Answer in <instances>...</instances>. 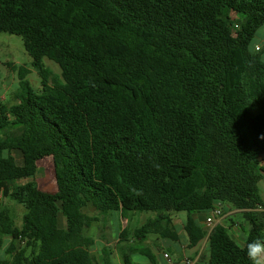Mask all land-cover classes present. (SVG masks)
Here are the masks:
<instances>
[{
  "label": "trees",
  "instance_id": "16d2710c",
  "mask_svg": "<svg viewBox=\"0 0 264 264\" xmlns=\"http://www.w3.org/2000/svg\"><path fill=\"white\" fill-rule=\"evenodd\" d=\"M263 26L264 0H0V34L22 39L41 79L36 90L10 65L15 100L0 102V264H109L107 249L103 263L92 253L88 205L104 218L155 214L134 230L140 243L179 242L172 215L186 213L191 249L193 215L225 206L247 239L215 225L203 264H252L247 244L264 240V51L252 49ZM45 158L54 191L34 181ZM132 254L156 264L133 245L123 264Z\"/></svg>",
  "mask_w": 264,
  "mask_h": 264
},
{
  "label": "rangeland",
  "instance_id": "374dc122",
  "mask_svg": "<svg viewBox=\"0 0 264 264\" xmlns=\"http://www.w3.org/2000/svg\"><path fill=\"white\" fill-rule=\"evenodd\" d=\"M256 46H259L264 51V26L260 28L252 42V49L255 50ZM264 57V55H263ZM31 58L25 51L23 41L20 37L16 35H11L8 33H1L0 34V102L12 104L15 100V91L18 88L19 77L17 71L13 69L10 65L18 67H26L31 72L28 76V79L31 82V85L36 90L41 89V79L36 71H34L31 66ZM45 65L51 69L54 76L60 78L61 70L58 65L45 60ZM35 183L39 186L41 190L44 191H54L56 189V181H55V173L53 167L52 158H45L38 165V172L36 175V179L34 180ZM26 181H19L15 185H21ZM259 191L260 196L264 200V177L261 183L259 184ZM0 196L2 197L0 204H7V201L3 198L2 193L0 192ZM12 211L16 216L17 225H21V219L23 214V209L12 205ZM223 219L217 220L218 224L225 225L227 228H232L231 230L235 229L234 231H242V222L245 224V229L249 230L248 225L246 224L245 220L241 217V215L235 216V213L228 212L229 210L223 206ZM87 213L94 214L92 209H87ZM119 215H113L111 217L102 218L100 216V222L95 223L88 231L87 235L97 240L98 245L94 249V255L103 263V255H102V245L107 247L111 254H115V263H123L122 253H128V246L133 245L138 247L139 249H147L154 255L157 264L162 263L164 261V254L169 255L170 260L173 262H177V264H181L184 259V253L181 255L179 253L180 245L184 246V249L191 253V248L188 246V240H186V235L183 231V225L186 221L187 214L180 213L176 215H172V219L174 221V225L176 231L180 235L181 241L179 243L173 242L171 240H164L160 238L158 235H149L148 238L140 243L138 240L135 239L133 236V232L135 229L139 228L140 226L144 225L148 220H152L155 218V214L153 213H144V214H134L129 216V220L127 219H120ZM105 219L107 222H114L111 223V226L119 231L120 225L122 224L123 227L130 230V238L129 243L126 244H118L115 239L113 238L112 232L113 228H102L101 220ZM233 222V223H232ZM217 225V224H216ZM60 226L62 228L65 227V220L64 218H60ZM110 227V226H109ZM233 231V232H234ZM244 231V230H243ZM246 235V234H245ZM207 239L202 238L203 243V253L202 255L197 258V256H190L189 261L193 264V261H197L203 263V259L208 255V245L206 244ZM105 242V243H104ZM138 243V244H137ZM19 245V243H17ZM119 257V258H118ZM0 258L6 259L7 255L4 250H0ZM111 258V257H110ZM121 259V262L118 260ZM131 263L133 264H150L149 259L142 254H132L129 256ZM197 259V260H196ZM114 262V261H113ZM121 263V264H122ZM104 264V263H103ZM169 264V263H168Z\"/></svg>",
  "mask_w": 264,
  "mask_h": 264
},
{
  "label": "crops",
  "instance_id": "0c3cea01",
  "mask_svg": "<svg viewBox=\"0 0 264 264\" xmlns=\"http://www.w3.org/2000/svg\"><path fill=\"white\" fill-rule=\"evenodd\" d=\"M257 47V46H256ZM14 157H15V160H16V163H17V165H19V166H22L23 165V158H22V154L20 153V152H18V151H16V152H14ZM39 165V164H38ZM261 183V182H260ZM259 183V184H260ZM92 209V211L94 212V214H89V213H87V209ZM83 213L84 214H86V215H88V216H91V217H96L97 219H98V221H96V222H94L93 224H92V226L95 224V223H97V222H100V214H99V212L92 206V205H88L87 207H85L84 209H83ZM207 213H205V212H203V213H198V214H194L193 215V218L196 220V223L198 224V226H199V233H200V243H199V245L197 246V247H195V248H193V249H191V253H189V251H187L186 249H184V246H182V244L180 245V248H179V253L182 255L183 253V255H184V259H183V262L181 263V264H185V262L187 261V260H189L190 259V256H197V258H199L201 255H202V253H203V243L201 242L202 241V238L204 237V238H206L207 239V241H206V244L208 245V238H209V235H210V232H211V230L210 229H208L207 228V226H206V224H205V220H206V217H207ZM102 218H104L103 216H101ZM121 220H122V218H121ZM115 221V220H114ZM113 220L111 221V222H107L105 219H102L101 220V224H102V228L104 227V228H113V232H112V234H114L113 235V238L115 239V241L119 244V235H120V232L119 231H117L115 228H114V226H111V223L112 222H114ZM185 223V222H184ZM216 224H218V222L216 223ZM220 224V223H219ZM222 225V224H221ZM91 226V227H92ZM110 226V227H109ZM122 228H125V227H123L122 226V224L120 225ZM223 226H225V225H223ZM226 227V226H225ZM232 229V228H231ZM230 228L228 229V232H229V234L231 235V237L240 245V246H244V244H245V240L247 239V234H246V232H244L243 230L242 231H234L235 229H233V230H231ZM234 231V232H233ZM247 231V230H246ZM246 234V235H245ZM90 237V236H89ZM92 238V237H91ZM94 239V238H93ZM164 240H170V239H164ZM186 240H187V238H186ZM180 241H181V239H180ZM179 241V242H180ZM179 242H177V243H179ZM105 243V242H104ZM10 244V240L7 238V239H5L4 240V245H3V247L0 249V250H4V252H5V250H6V248H7V246ZM98 245V242H97V240H96V245H95V247H94V249L96 248V246ZM102 247V250L105 248V249H107V253H108V255H109V264H121L122 262H121V259L120 260H118V262H121V263H115V261H116V257H115V254H111V252L109 251V249L107 248V247H105V246H101ZM94 249H93V251H92V253L94 254ZM168 254V253H167ZM102 255H103V252H102ZM104 256V255H103ZM111 257V258H110ZM119 258V257H118ZM1 259V258H0ZM197 260V259H196ZM114 261V262H113ZM123 264V263H122ZM156 264H157V262H156ZM160 264H168V262L164 259V261H162V263H160ZM169 264H177V262H173V263H169ZM193 264H203V263H199L198 262V260L197 261H193Z\"/></svg>",
  "mask_w": 264,
  "mask_h": 264
},
{
  "label": "clouds",
  "instance_id": "9594fccd",
  "mask_svg": "<svg viewBox=\"0 0 264 264\" xmlns=\"http://www.w3.org/2000/svg\"><path fill=\"white\" fill-rule=\"evenodd\" d=\"M248 258L252 264H264V240H254L247 244Z\"/></svg>",
  "mask_w": 264,
  "mask_h": 264
},
{
  "label": "built area",
  "instance_id": "2783aa9c",
  "mask_svg": "<svg viewBox=\"0 0 264 264\" xmlns=\"http://www.w3.org/2000/svg\"><path fill=\"white\" fill-rule=\"evenodd\" d=\"M237 28V27H236ZM256 51H260L261 48L259 46H257L255 48ZM2 197L0 196V201H1ZM224 215H223V210L222 207L217 205L215 206L207 215L206 220H205V224L207 226L208 229L212 230L213 227L216 225L217 220L219 219H223ZM168 263H171L172 261L170 260V257L168 254H164L163 257ZM185 264H192L189 260H187L185 262Z\"/></svg>",
  "mask_w": 264,
  "mask_h": 264
}]
</instances>
